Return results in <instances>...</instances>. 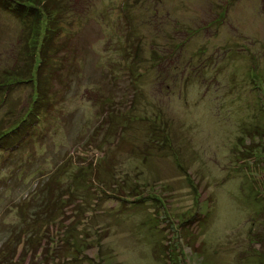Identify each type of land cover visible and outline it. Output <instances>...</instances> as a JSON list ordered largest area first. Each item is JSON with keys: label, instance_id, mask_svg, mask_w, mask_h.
<instances>
[{"label": "rangeland", "instance_id": "rangeland-1", "mask_svg": "<svg viewBox=\"0 0 264 264\" xmlns=\"http://www.w3.org/2000/svg\"><path fill=\"white\" fill-rule=\"evenodd\" d=\"M61 2L53 40L77 73L31 143L0 151V264H259L264 0ZM28 30L0 8V74L26 66ZM12 86L5 119L30 92ZM62 167L74 191L46 221L28 200Z\"/></svg>", "mask_w": 264, "mask_h": 264}, {"label": "trees", "instance_id": "trees-1", "mask_svg": "<svg viewBox=\"0 0 264 264\" xmlns=\"http://www.w3.org/2000/svg\"><path fill=\"white\" fill-rule=\"evenodd\" d=\"M0 8L27 23L29 27L26 36V52L24 53V58L27 59L26 66L2 71L0 74V106L6 101V92L14 87L12 84L27 83L30 86V92L26 98L28 100L26 104H23L25 106L20 113L19 109L11 110L8 107L6 110L8 111L6 115L8 119L0 117V151L9 149V151L15 152L22 146L26 147L27 143H31L32 135L39 128L44 117L52 115V99L58 93V86L63 84L65 79H72L69 74H76L77 72L74 68L64 70L69 66V59L65 52L67 48H64V45L57 38L53 40L57 33L55 24L66 12V7L63 6L61 0H0ZM41 22H44L42 36L40 33ZM108 114L112 115L111 112ZM4 119L5 122L9 121L6 127L3 124ZM107 123L110 125V122ZM166 129V121L159 124L155 120H149L147 132L150 141L168 143L169 136ZM258 130L255 128L254 135H258L262 140L260 145L253 149L252 154L257 156V152H260L264 158V132ZM245 132L249 138L254 137L249 129ZM61 169L64 171L62 167L52 173L47 178L48 181L40 185L41 187L39 186L35 190V195L28 200L29 208L37 211L35 213L41 212L40 217L44 213V217L47 218L46 221L54 219L55 212L59 210L57 203H61V207H63L64 194L67 191L69 193L74 191L75 175L69 176V182L65 186L58 180H54L58 177L57 175L61 174ZM196 210L198 207L195 211L187 213V221L197 217ZM37 218L32 220L33 228L28 236L29 241L37 234V223L42 222L40 218L35 220ZM251 236L253 243L258 245L256 253L259 256V264H264V225H261L260 230Z\"/></svg>", "mask_w": 264, "mask_h": 264}]
</instances>
